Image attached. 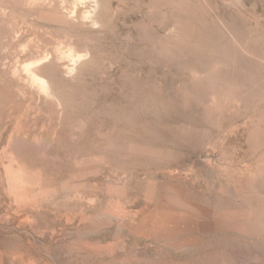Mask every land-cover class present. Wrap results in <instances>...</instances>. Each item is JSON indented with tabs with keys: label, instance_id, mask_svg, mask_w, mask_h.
Segmentation results:
<instances>
[{
	"label": "rangeland",
	"instance_id": "374dc122",
	"mask_svg": "<svg viewBox=\"0 0 264 264\" xmlns=\"http://www.w3.org/2000/svg\"><path fill=\"white\" fill-rule=\"evenodd\" d=\"M74 1L0 0V262L264 264V0Z\"/></svg>",
	"mask_w": 264,
	"mask_h": 264
},
{
	"label": "bare ground",
	"instance_id": "6f19581e",
	"mask_svg": "<svg viewBox=\"0 0 264 264\" xmlns=\"http://www.w3.org/2000/svg\"><path fill=\"white\" fill-rule=\"evenodd\" d=\"M26 2H27V0H25ZM32 1H34V0H32ZM39 1V0H38ZM40 1H42V0H40ZM48 1V0H47ZM58 1H60V0H58ZM75 1H77L76 3H78V2H80V4L82 3V4H88V8H87V10L85 11V13H84V16L86 17V18H84V19H89V20H91V21H93V22H95L96 20H95V16H94V14H95V11H96V9L98 8V6H99V0H75ZM74 1V2H75ZM74 2H72V3H74ZM30 3H32V2H30ZM35 2H33V4H34ZM41 3V2H40ZM24 4H26V3H24ZM42 4V3H41ZM63 4H66V2L65 3H63ZM62 4V5H63ZM31 5V4H30ZM30 5H28V6H30ZM34 5H38V2H37V4L35 3ZM74 5V4H73ZM64 6V5H63ZM81 6V5H80ZM24 7V6H23ZM35 7V6H34ZM72 7V6H71ZM39 8V7H38ZM78 8V7H77ZM85 8V7H84ZM93 8V9H92ZM73 9V8H72ZM47 10V9H46ZM80 10V9H79ZM14 11H15V9H14ZM32 12V11H31ZM59 12V11H58ZM72 12V11H71ZM20 13V12H19ZM10 14H13V13H10ZM14 15H15V13H14ZM21 15V14H20ZM73 15V14H72ZM98 15V14H97ZM96 15V16H97ZM22 16H24V15H22ZM22 16H20V18L22 17ZM74 16V15H73ZM22 20H24V22H26L25 21V19L23 18ZM26 20H28V19H26ZM73 20V19H72ZM92 22V23H93ZM12 23V22H11ZM27 23V22H26ZM30 23V22H29ZM29 25V24H28ZM40 26V25H39ZM96 26H99V25H96ZM93 27H94V25H93ZM98 30V29H97ZM17 35V34H16ZM52 37V36H51ZM67 38H69V36L67 37ZM58 39V38H57ZM59 40V39H58ZM57 41V40H56ZM88 41V40H87ZM42 44V43H41ZM59 44V43H58ZM44 45V44H43ZM65 45V44H64ZM159 45V44H158ZM198 45V44H197ZM48 46V45H47ZM10 48V47H9ZM74 49V48H73ZM62 51V50H61ZM73 50H69V52L66 54V58H68L69 59V61H70V66H69V64H68V67H67V69L66 70H68L69 72H72L73 70H74V67L73 66H75L76 65V63L78 62V61H80V60H82L83 59V57H84V55L83 54H77V53H75L74 51V53L72 52ZM16 52V51H15ZM62 53V52H61ZM4 54V53H3ZM48 55V54H47ZM45 56V55H44ZM86 57H87V55H86ZM67 59V60H68ZM20 60V59H19ZM31 60V59H30ZM61 60H63V59H61ZM8 61V60H7ZM28 61V60H27ZM38 61V60H37ZM41 61H42V59H41ZM55 62V61H54ZM15 63H16V61H15ZM21 63V62H20ZM41 63V62H40ZM43 63V62H42ZM19 64V63H18ZM17 64V65H18ZM41 66L42 64H39L38 62H36V63H30V64H26L25 63V65L24 66H22V67H24V73H25V76H24V78L23 79H25L24 81L25 82H27L30 86H37L38 87V89L40 90V91H42L45 95H47V96H45V97H47L48 98V96H50V97H55L54 96V93H53V91L54 90H52V86H51V84H50V79L48 78V77H46V76H44V74H40V72L37 70V66ZM49 66H50V64H49ZM20 67V66H19ZM3 68H5V67H3ZM41 68H44V66L42 67L41 66ZM50 68V67H49ZM18 69V68H17ZM19 70V69H18ZM40 70V69H39ZM6 72V71H5ZM44 73V72H43ZM15 74V73H14ZM17 74V73H16ZM52 74V73H51ZM13 78V77H12ZM20 78V77H19ZM56 79V78H55ZM19 81V80H18ZM23 82V81H22ZM24 83V82H23ZM26 83V84H27ZM1 85V84H0ZM27 91V90H26ZM35 94V93H34ZM29 95V94H28ZM56 95V94H55ZM32 96V95H31ZM33 97V96H32ZM44 97V98H45ZM56 98V97H55ZM49 99V98H48ZM202 99V98H201ZM56 100H57V98H56ZM60 104V103H59ZM60 106V105H59ZM28 109V108H27ZM197 114V113H196ZM11 121V120H10ZM198 158V157H197ZM200 160V159H199ZM206 160V159H205ZM167 172V171H166ZM174 172V171H173ZM177 172V171H176ZM21 173V172H20ZM179 173V172H178ZM182 174H185V173H182ZM14 175V174H13ZM17 175V174H16ZM164 175V174H163ZM181 175V174H180ZM167 178V177H166ZM169 178V177H168ZM190 178V177H189ZM13 179V178H12ZM172 179V178H171ZM170 179V180H171ZM193 179V178H192ZM15 180V179H14ZM176 180V179H175ZM15 182V181H14ZM170 182H172V181H170ZM181 182V181H180ZM173 183V182H172ZM188 184V183H187ZM181 185V184H180ZM189 185V184H188ZM186 187V186H185ZM186 189V188H185ZM25 193V192H24ZM23 193V194H24ZM184 194V193H183ZM25 195V194H24ZM75 199V198H74ZM181 204V203H180ZM182 205V204H181ZM182 207V206H181ZM187 207V206H186ZM189 208V207H188ZM211 209V208H210ZM174 210V209H173ZM207 210H209V209H207ZM212 210V209H211ZM171 211V210H170ZM169 211V212H170ZM195 211V210H194ZM198 212V211H197ZM188 213V212H187ZM208 213V212H207ZM207 213H202L201 215L204 217V218H207ZM165 214V213H164ZM168 214V213H167ZM166 214V215H167ZM185 214V213H184ZM195 214V213H194ZM219 214V213H218ZM235 214V213H234ZM237 214H239V213H237ZM124 215V214H123ZM181 215V214H180ZM209 215V214H208ZM223 215V214H222ZM108 216V215H107ZM164 216V215H163ZM183 216V215H182ZM210 216V215H209ZM218 217L215 219V222H213L214 224H209L208 222H206L205 220L203 221V222H200V223H191V222H185L184 220L183 221H176V220H171V219H162V220H157L156 222H155V230H156V232H159L158 234H160L161 232H167L168 234H177V233H179V232H181V231H193L195 228V225H196V229L200 232V233H206V232H208V231H210L211 229H216V230H218V228H222V226H225L224 224H223V222H224V220L225 219H223L222 218V216L220 215V217H219V215H217ZM231 216H233L232 214H231ZM109 217V216H108ZM107 217V218H108ZM120 217H121V215H120ZM227 217V216H226ZM161 218V217H160ZM164 218V217H163ZM174 218V217H173ZM210 218V217H209ZM228 218V217H227ZM234 218V217H233ZM233 218H230V219H233ZM103 219V218H102ZM178 219H179V217H178ZM211 219H213V217L211 218ZM210 219V220H211ZM182 220V219H181ZM208 220V219H207ZM237 220V219H236ZM191 221V220H190ZM227 221V220H226ZM229 221V220H228ZM248 221V220H247ZM225 223V222H224ZM233 223V222H232ZM230 225H231V222H230ZM230 225H228V227L230 226ZM227 226V225H226ZM2 227V226H1ZM235 227V226H234ZM237 227V226H236ZM235 227V228H236ZM240 227H242V226H240ZM230 228H232L231 226H230ZM238 228H239V226H238ZM246 228V227H245ZM10 229V228H9ZM2 230V229H1ZM6 230V229H5ZM220 230V229H219ZM225 229H223V231H224ZM241 230V229H240ZM6 231H10L11 232V230H6ZM222 231V232H223ZM1 232V231H0ZM4 232V231H3ZM213 232V231H212ZM211 233V232H210ZM225 233V232H224ZM3 234V233H2ZM1 234V235H2ZM164 234V233H163ZM226 234H228V233H226ZM226 234L224 235V236H226ZM211 235V234H210ZM214 235V234H213ZM237 235V234H236ZM8 237H9V235H7ZM217 236V235H216ZM223 236V235H222ZM239 236V235H238ZM238 236H236V237H238ZM5 237V236H4ZM8 237H5V238H8ZM172 237V236H171ZM181 237V236H180ZM235 237V238H236ZM249 237V236H248ZM168 238V237H167ZM173 238V237H172ZM198 238V237H197ZM216 238V237H215ZM244 238V237H243ZM2 238H0V240H1ZM186 239V238H185ZM237 239V238H236ZM242 239V238H241ZM3 240H4V238H3ZM247 240V239H246ZM258 240V239H257ZM182 241H183V239H182ZM199 242V241H198ZM5 243V242H4ZM2 245H3V243H2ZM6 246V243H5V245H4V247ZM9 246V245H8ZM1 247V246H0ZM3 246H2V248H4ZM11 247V246H10ZM13 247V246H12ZM11 247V248H12ZM6 249V248H5ZM14 249V248H13ZM12 249V250H13ZM184 249V248H183ZM1 250V249H0ZM10 250V249H9ZM18 251H19V249H17ZM26 250V249H25ZM16 250L14 249V251H9V252H7V251H5L4 252V254H3V257L6 255V257H7V260L5 259L6 257H2V259H1V262H0V264H33V263H31V259L30 258H28V255L27 254H29V253H27V254H25V253H23V251L22 252H15ZM182 251V250H181ZM26 252V251H25ZM29 252V251H28ZM41 253V252H40ZM2 255V254H1ZM83 255V254H82ZM31 256V255H30ZM34 257V256H33ZM35 258V257H34ZM54 258V257H53ZM33 259V258H32ZM39 260H40V258H39ZM37 262V261H36ZM35 262V263H36ZM37 264H42V263H40V261H39V263H37Z\"/></svg>",
	"mask_w": 264,
	"mask_h": 264
}]
</instances>
